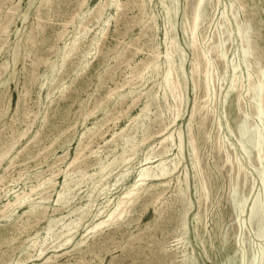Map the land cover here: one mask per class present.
I'll return each instance as SVG.
<instances>
[{
	"label": "rangeland",
	"instance_id": "rangeland-1",
	"mask_svg": "<svg viewBox=\"0 0 264 264\" xmlns=\"http://www.w3.org/2000/svg\"><path fill=\"white\" fill-rule=\"evenodd\" d=\"M196 1L0 0V264L264 262V217L262 227L252 222V207L264 197V158L261 164L254 144L243 147L241 138L256 122L264 133L249 90V78L264 70V0H205L194 50L185 28ZM242 24L253 48L247 57ZM172 38L178 117L163 83ZM194 81L202 82L195 88ZM195 99L201 113L189 130ZM162 161L169 172L155 175ZM147 165L156 166L154 176L139 182ZM133 188L141 193L131 194L127 212L92 231ZM13 190L28 196L4 205Z\"/></svg>",
	"mask_w": 264,
	"mask_h": 264
},
{
	"label": "bare ground",
	"instance_id": "bare-ground-1",
	"mask_svg": "<svg viewBox=\"0 0 264 264\" xmlns=\"http://www.w3.org/2000/svg\"><path fill=\"white\" fill-rule=\"evenodd\" d=\"M43 1V0H42ZM51 1H53V0H51ZM56 1V0H55ZM205 0H197L196 1V4H195V7H194V12H193V17H192V21H191V25H190V28H189V30L187 29V28H185L186 29V31H187V33L189 34V42H190V44H191V46L194 48V50L197 48V22L199 21V18H200V12H201V10H202V8L204 7L203 5H204V3L206 2H204ZM4 2V1H3ZM49 2V1H48ZM47 2V3H48ZM64 2V1H63ZM136 2V1H135ZM41 3V2H40ZM46 3V2H45ZM52 3V2H51ZM53 4V3H52ZM125 4V3H124ZM3 5V4H2ZM43 5V4H42ZM41 6V5H40ZM51 6V5H50ZM55 6V5H54ZM12 7V6H11ZM11 7H9V8H11ZM43 7V6H42ZM41 7V8H42ZM40 8V7H39ZM56 8V7H55ZM82 8V7H81ZM51 9V8H50ZM169 9V8H168ZM55 10H57V9H55ZM16 11V10H15ZM119 11V10H118ZM143 11V10H142ZM42 13V12H41ZM50 13V12H49ZM7 13H5V15H6ZM10 14V13H9ZM94 15V14H93ZM8 16V15H7ZM6 16V18H8ZM41 16V15H40ZM48 16V15H47ZM50 16V15H49ZM55 17V16H54ZM253 17H254V15H253ZM37 18H39V17H37ZM49 18V17H48ZM43 19V18H42ZM52 19V18H51ZM144 19V18H143ZM11 20V19H10ZM45 20V19H44ZM153 20V19H152ZM42 21V20H41ZM73 21V20H72ZM141 21V20H140ZM149 21H150V19H149ZM256 21V20H255ZM260 21V20H259ZM40 22V21H39ZM62 22H64V21H62ZM87 22V21H86ZM34 23V22H33ZM42 23V22H41ZM82 23V22H81ZM254 23H256V22H254ZM258 23V22H257ZM4 24V23H3ZM3 24H1V25H3ZM83 24V23H82ZM246 24V23H245ZM259 24V23H258ZM257 24V25H258ZM39 25V24H38ZM42 25V24H41ZM49 25V24H48ZM253 25H255V24H252V26ZM64 26V25H63ZM62 26V27H63ZM3 27V26H2ZM45 27H47V25H45ZM64 27H66V24H65V26ZM154 27V26H153ZM260 27V26H259ZM4 28V27H3ZM3 28L1 29V30H3ZM258 28V27H257ZM7 29V28H6ZM9 29V28H8ZM64 29V28H63ZM149 29V28H148ZM151 29V28H150ZM168 30V29H167ZM238 32H240L241 34H242V37H243V40L244 41H248V44H245L244 45V47H243V55H244V57H247L248 56V54L249 53H251L252 51H253V48H252V46L250 45V41H249V39H248V36L245 34L247 31H248V25H239L238 26ZM32 31H33V29H32ZM41 31H42V29H41ZM63 31V30H62ZM152 31V30H151ZM35 32V31H34ZM34 32H33V34H34ZM40 32V31H39ZM104 32V31H103ZM170 33V32H169ZM1 34H2V32H1ZM4 34V33H3ZM6 34V33H5ZM62 34V33H61ZM151 34V33H150ZM63 35V34H62ZM61 35V36H62ZM58 36V35H57ZM143 36V35H142ZM5 37V36H4ZM4 37H2V38H4ZM30 37H32V36H30ZM59 37V36H58ZM1 38V37H0ZM1 38V39H2ZM52 38V37H51ZM44 39V38H43ZM43 39H42V41H43ZM31 40H32V38H31ZM217 40V39H216ZM34 41V40H33ZM38 41V40H37ZM37 41H35V42H37ZM170 41V40H169ZM168 41V42H169ZM218 41H219V39H218ZM34 42V43H35ZM149 42H150V40H149ZM33 43V42H32ZM33 43V44H34ZM77 43V42H76ZM170 43V42H169ZM168 43V44H169ZM203 43V42H202ZM222 43V42H221ZM244 43V42H243ZM72 44V43H71ZM175 44H176V39H174V38H172L171 39V45H170V48H168L169 50L166 52V54H165V56H166V62H167V64H168V67H167V69L165 68V73H164V89H165V93L164 94H166L167 95V93L168 92H170V94H172V96H173V98H174V100H176V102H178V104L176 105V111H177V113H176V117H178L180 114H181V104H182V95H181V92H180V90L182 89V87H181V89L179 88L180 86H179V81H178V79H176L175 77H174V73H175V63H174V60H173V58H172V52L175 50ZM210 44V43H209ZM219 44H220V41H219ZM256 44V43H255ZM258 44V43H257ZM78 45V44H77ZM4 46V45H3ZM74 46V45H73ZM199 46V45H198ZM259 46V45H258ZM258 46H257V48H258ZM76 47H78V46H75V49H76ZM66 48V47H65ZM71 48V47H70ZM74 48V47H73ZM72 49V48H71ZM74 49V50H75ZM78 49V48H77ZM160 49V48H159ZM208 49V48H207ZM151 50V49H150ZM259 50V49H258ZM70 51V50H69ZM135 51V50H134ZM166 51V50H165ZM207 51V50H206ZM224 51V50H223ZM132 52V51H131ZM136 52V51H135ZM134 52V53H135ZM194 52V51H193ZM196 52V51H195ZM71 53V52H70ZM133 53V54H134ZM175 53H176V50H175ZM199 53H201V52H199ZM203 53H205L204 54V56H206L207 55V53L206 52H204L203 51ZM209 53V52H208ZM217 53V52H216ZM68 54H69V52H68ZM68 54H67V56H68ZM174 54V53H173ZM198 54V53H197ZM213 54H215V53H213ZM63 55V54H62ZM61 55V56H62ZM217 55V54H216ZM38 56V55H37ZM66 56V57H67ZM196 56V55H195ZM45 56H43L42 58H44ZM64 56H62V58H63ZM36 58V57H35ZM38 58V57H37ZM36 58V59H37ZM61 58V59H62ZM208 59H210L209 57H207ZM39 59H40V57H39ZM160 59V58H159ZM201 59V58H200ZM203 59V58H202ZM206 59V58H205ZM261 59V58H260ZM41 60V59H40ZM44 60V59H43ZM126 60V59H125ZM264 60V59H263ZM37 61V60H36ZM152 61V60H151ZM35 62V61H34ZM262 62V61H261ZM159 63V62H158ZM199 63H200V60H199V58H196L193 62H192V74L193 75H196L195 73H197L199 70H198V67H199ZM205 63V62H204ZM137 64V63H136ZM142 64V63H141ZM175 64V65H174ZM207 64L209 65V67L206 69V78H205V81H206V83H204V85L206 84V89L208 90L209 89V85H210V80L212 81V79H211V74H210V67H211V65H212V63H211V61L210 60H208L207 61ZM206 64V65H207ZM214 64V63H213ZM4 66H5V64H4ZM62 67V66H61ZM141 67V66H140ZM146 67V66H145ZM144 67V68H145ZM147 67H148V65H147ZM146 67V68H147ZM207 66H205V68H206ZM213 67V66H212ZM200 68V67H199ZM215 68V67H214ZM212 70V69H211ZM62 71V70H61ZM133 71V70H132ZM138 71H139V68H138ZM141 71V70H140ZM144 71V70H143ZM54 72V71H53ZM134 72H135V70H134ZM178 72V71H177ZM215 72V71H214ZM136 73H138V72H136ZM212 73H213V70H212ZM53 74V73H52ZM137 75H141V74H137ZM136 75V76H137ZM177 75V74H176ZM192 75V76H193ZM199 75V74H198ZM204 75V74H203ZM213 75V74H212ZM250 76H251V74H249ZM134 76V75H133ZM197 76V75H196ZM235 76V75H234ZM237 76V75H236ZM202 77V78H203ZM180 79V78H179ZM195 79H196V77H195ZM198 79H199V77H198ZM257 79V78H256ZM162 80V79H161ZM197 80V79H196ZM201 80V79H200ZM204 80V79H203ZM252 79H251V77L249 78V81H250V85H249V90H250V94H251V97H253L254 98V100H255V106H254V114L256 115V116H258V118H260L259 119V121L261 120V122L262 123H264V94H263V86H264V70H261L260 71V74H259V76H258V79L257 80H255V81H251ZM234 81V80H233ZM236 81V80H235ZM195 82V88L198 86V84L199 83H201V82H196V81H194ZM198 83V84H197ZM248 84V83H247ZM162 85V84H161ZM182 85V84H181ZM213 85V84H212ZM118 86V85H117ZM122 86V85H121ZM201 86V85H200ZM202 87H204V86H201V88ZM117 88V87H116ZM180 89V90H179ZM115 91V90H114ZM208 92L209 91H207V94H208ZM25 93V92H24ZM205 93V92H204ZM111 94V93H110ZM230 94V93H229ZM125 95V94H124ZM110 96V95H109ZM164 96V95H163ZM165 97V96H164ZM168 97V96H167ZM157 97H155V99H156ZM166 98V97H165ZM228 98V97H227ZM237 98V97H236ZM210 99V98H209ZM157 100V99H156ZM198 99H195L194 100V103H193V107H192V111H191V113H190V118H189V130H191V124H192V121H193V119H194V117H195V115H196V112H197V110L199 111V104H198V101H197ZM200 100V99H199ZM226 100V99H225ZM238 100V99H237ZM200 103V102H199ZM209 103V102H208ZM226 103V102H225ZM252 103V102H251ZM201 106V105H200ZM207 107V106H206ZM226 107V106H225ZM28 109V108H27ZM145 109V108H144ZM246 109V108H245ZM201 111V110H200ZM199 111V112H200ZM213 111V110H212ZM160 112V111H159ZM201 113V112H200ZM245 113H248V112H245ZM249 114V113H248ZM247 114V115H248ZM139 115V114H138ZM203 115V114H202ZM226 115V114H225ZM240 115H241V113H240ZM174 116V117H175ZM205 116V115H204ZM115 117V116H114ZM139 117V116H138ZM175 117V118H176ZM202 117V116H201ZM137 118V117H136ZM175 118H173V119H175ZM205 118V117H204ZM13 119H14V117H13ZM12 119V120H13ZM47 119V118H46ZM163 119V118H162ZM202 119V118H201ZM15 120V119H14ZM30 120V119H29ZM218 120V119H217ZM203 121V120H202ZM215 121V120H214ZM14 122V121H13ZM24 122V121H23ZM260 122V123H261ZM15 123V122H14ZM244 123V122H243ZM246 123H249L248 121H246ZM261 123V124H262ZM165 124V123H164ZM164 124L162 125V126H164ZM200 124V123H199ZM221 124V123H220ZM246 125V124H245ZM244 125V126H245ZM219 126V125H218ZM229 126V125H228ZM243 126V125H242ZM264 126V125H263ZM12 128V127H11ZM164 128H166V127H164ZM219 129V128H218ZM13 130V129H12ZM165 130V129H164ZM14 131V130H13ZM173 131V130H172ZM115 132V131H114ZM189 132H191V131H189ZM174 133V132H173ZM173 133H168L166 136H164L165 137V140H161V141H163V142H165L166 141V139L168 140V139H170V138H173ZM39 134V133H38ZM154 134V133H153ZM162 134V133H161ZM178 135H179V137H180V142H182V132L181 131H179L178 133H177ZM194 134V133H193ZM192 133L190 134V137H189V144H190V150H191V155H192V159H193V163H194V167H196L197 168V159H198V156H197V146H196V143L197 142H195V135H193ZM103 135V134H102ZM154 136V135H153ZM149 137V136H148ZM14 138V137H13ZM241 138H242V146L243 147H246V146H248L250 143H253L254 144V146H255V148L257 149V151H256V153H257V156H256V158L259 160V162H261V164L263 163V158H264V151H263V144H264V133H263V130H262V127L260 126V124L258 123V122H256V124H255V127H252V124H249V125H246L244 128H243V130L241 131ZM33 139V138H32ZM36 140V139H35ZM219 140V139H218ZM222 140H224V139H222ZM13 141V140H12ZM15 141H17V139H15ZM228 141V140H227ZM11 142V141H10ZM91 142V141H90ZM145 142V141H144ZM223 142V141H222ZM12 143V142H11ZM10 143V144H11ZM15 143V142H14ZM142 143V142H141ZM226 143V142H225ZM5 145V144H4ZM167 145V144H166ZM5 146H7V145H5ZM5 146H3V147H5ZM14 146V145H13ZM80 146V145H79ZM135 147V146H134ZM133 147V148H134ZM163 147H166V146H163ZM163 147H161V148H163ZM219 147V146H218ZM224 147V146H223ZM2 148V147H1ZM10 148V147H9ZM86 148V147H85ZM137 148V147H136ZM6 149V148H5ZM79 149V148H78ZM167 149V148H166ZM164 150V151H162V152H166L167 150ZM222 149V148H221ZM2 150V149H1ZM4 150V149H3ZM8 150V149H7ZM84 150V149H83ZM82 150V151H83ZM89 150V149H88ZM134 150H136V149H134ZM134 150H132V151H134ZM1 152V151H0ZM4 152V151H3ZM7 152V151H6ZM5 152V153H6ZM78 152V151H77ZM84 152V151H83ZM78 153H80V151L78 152ZM126 153V152H125ZM255 153V152H254ZM81 154H82V152H81ZM162 154V153H161ZM178 154L180 155V158L178 159V161H175V166L173 167V168H176L177 166H178V164H179V162H180V159H181V157H182V152H181V148H179L178 149ZM80 155V154H79ZM3 156H4V154H0V160L3 158ZM75 157V156H74ZM13 158V157H12ZM225 158V157H224ZM227 158V157H226ZM237 158V157H236ZM239 158V157H238ZM253 158H255V157H253ZM75 159H76V157H75ZM257 159H256V161H257ZM227 160V159H226ZM230 160V159H229ZM198 161H199V159H198ZM201 161V160H200ZM234 161H236V160H234ZM254 161H255V159H254ZM16 162V161H15ZM111 162H113V161H111ZM226 162H229V161H226ZM53 163V162H52ZM72 163V162H71ZM73 163H75V162H73ZM109 163V162H108ZM107 163V164H108ZM147 163H149V162H147ZM241 163V162H240ZM256 163V162H255ZM254 163V164H255ZM16 164V163H15ZM106 164V165H107ZM146 164V163H145ZM259 165L260 163H256V165ZM264 164V163H263ZM72 165V164H71ZM113 165V164H112ZM8 166V165H7ZM38 166V165H37ZM156 166H159L160 168V173H157L156 171H155V167ZM156 166H154V165H147V166H144L140 171H139V175H138V177H139V182H141V181H143V180H145V179H147V177L148 176H150V175H152V176H154L151 172L152 171H155L154 172V174L155 175H160V174H162V175H164V174H166L167 172H169L168 171V168H167V166H166V163L164 164L163 163V161L159 164V165H156ZM239 166V165H238ZM245 165H243V167H244ZM242 167V166H241ZM262 167V166H261ZM10 168V167H9ZM108 168V165L106 166V169ZM195 168V169H196ZM239 167H237L236 169H238ZM241 169V168H240ZM243 169V168H242ZM8 170V169H7ZM74 170V169H73ZM170 170V169H169ZM262 170V184H263V195H264V170L263 169H261ZM25 171V170H24ZM233 171V170H232ZM244 171V170H243ZM19 172V171H18ZM54 172V171H53ZM196 172V175H198V172H197V170L195 171ZM200 172V171H199ZM240 172V171H239ZM59 173H60V171H59ZM69 173H71V172H69ZM202 173V172H201ZM230 173V172H229ZM243 173V172H242ZM168 174V173H167ZM203 174V173H202ZM246 174V173H245ZM14 175V174H13ZM243 175H244V173H243ZM18 176V175H17ZM22 176V175H21ZM24 176V175H23ZM68 176V175H67ZM202 176V175H201ZM205 176V175H204ZM15 177V176H14ZM13 177V178H14ZM199 177V176H198ZM203 177V176H202ZM3 178H4V175H2V176H0V181H2L3 180ZM22 178V177H21ZM247 178V177H246ZM7 179V178H6ZM18 179H19V177H18ZM202 179H204V178H202ZM13 180V179H12ZM205 180V179H204ZM207 180V179H206ZM246 180V179H245ZM249 180V179H248ZM44 181V180H43ZM239 181V180H238ZM201 182V181H200ZM248 182V181H247ZM246 182V183H247ZM204 183V182H203ZM5 184V183H4ZM14 184V183H13ZM200 184H202V183H200ZM206 184V183H205ZM240 184H242V183H240ZM243 184H245V183H243ZM52 185V184H51ZM36 186V185H35ZM40 186V185H39ZM47 186V185H46ZM66 186V185H65ZM210 186V185H209ZM234 186H236V184L234 185ZM238 186V185H237ZM3 187V186H2ZM68 187V186H67ZM203 187V185L201 186V188ZM205 187V186H204ZM239 187V186H238ZM32 188H33V186H32ZM35 188V187H34ZM34 188H33V190H34ZM46 188V187H45ZM66 188V187H65ZM138 188V187H137ZM164 188V187H163ZM205 188H207V187H205ZM236 188V187H235ZM17 189V188H16ZM48 189V188H47ZM12 189H10L9 187L7 188V190H6V193L8 194L10 191H11ZM22 191H23V189H21ZM134 190V188L133 189H129L128 190V192L127 193H125V196H123V197H121L120 199H119V203H118V208H117V211H116V213H113V214H110L107 218H105L104 220H101V222H98V223H96V224H94L92 227H91V230L93 231V230H95V229H99V227L102 225V224H105V223H107V222H109V221H113L114 219H115V217L117 216V215H122L124 212H125V210H126V212H127V209H126V206H128L129 204L128 203H130L131 201H132V195L131 194H134L135 192L133 191ZM137 190V189H136ZM164 190V189H163ZM202 190V189H201ZM204 190H206V189H204ZM204 190H202V192H204V194H205V191ZM32 191V190H31ZM31 191H30V193H31ZM36 191V190H35ZM45 191V190H44ZM34 192V191H33ZM43 192V191H42ZM140 192V191H139ZM139 192H136L135 194H137V193H139ZM5 193V192H4ZM4 193H3V195H4ZM141 193V192H140ZM139 193V194H140ZM206 193H208V190L206 191ZM58 194H59V192H58ZM60 194H62V192L60 193ZM60 194H59V196H60ZM13 195H14V200H12V199H10V198H8V201L6 202V204H4V205H13V204H21L24 200H25V198H26V195L28 196V194H27V192H20V191H17V190H13ZM65 195V194H64ZM207 195V194H206ZM43 196V195H42ZM46 196V195H45ZM157 196V195H156ZM200 197V199H201V194L199 195ZM32 197V196H31ZM261 197V196H260ZM45 198V197H44ZM47 198V197H46ZM204 198V197H203ZM206 198H207V196H206ZM157 199H158V197H157ZM259 200V199H258ZM29 201V200H28ZM42 201V200H41ZM61 201V200H60ZM203 201V200H202ZM36 202V201H35ZM36 204V203H35ZM44 205V204H43ZM5 207V206H4ZM32 207H34L35 208V206H33L32 205ZM41 207V206H40ZM242 207V206H241ZM10 208V207H9ZM82 210V209H81ZM5 211V210H4ZM16 211V210H15ZM29 211V210H28ZM33 212V211H32ZM46 212V211H45ZM2 213H3V210H2ZM34 213V212H33ZM36 213V212H35ZM85 213V212H84ZM6 214V213H5ZM24 214H26L25 212H24ZM23 214V215H24ZM22 215V216H23ZM32 215V214H31ZM35 215V214H34ZM12 217V216H11ZM10 216H9V218H11ZM21 217V216H20ZM29 217V216H28ZM202 217V216H201ZM263 217H264V197L263 198H260V200L257 202V203H255L254 205H253V207H252V222L254 223V225H255V223H256V225H259L260 226V223H262L261 221H262V219H263ZM8 218V217H7ZM8 218V219H9ZM31 218V217H30ZM82 218V217H81ZM197 218H199V213H198V216H197ZM19 220V219H18ZM24 220V219H23ZM51 222V221H50ZM114 222V221H113ZM27 223V222H26ZM79 223V222H78ZM77 223V224H78ZM112 223V222H111ZM111 223H110V225H111ZM262 224H264V220H263V223ZM33 225V224H32ZM255 225V226H256ZM27 226V225H26ZM67 226V225H66ZM65 226V227H66ZM78 226V225H77ZM258 226V227H259ZM257 227V226H256ZM257 227V228H258ZM260 227H262V226H260ZM25 228V227H24ZM70 229V228H69ZM24 230V229H23ZM64 230V229H63ZM51 231V230H50ZM69 231V230H68ZM97 231V230H96ZM95 231V232H96ZM264 231V230H263ZM62 232V231H61ZM94 233V232H93ZM98 232H96V234H97ZM36 235V234H35ZM34 235V236H35ZM113 236V235H112ZM70 238V237H69ZM31 239V238H30ZM111 239H112V237H111ZM95 240V239H94ZM35 241H36V239H35ZM96 241V240H95ZM34 242V241H33ZM64 242V241H63ZM51 243V242H50ZM80 243H82V242H80ZM93 243V242H92ZM96 243V242H95ZM36 244V243H35ZM39 244V243H38ZM47 244V243H46ZM48 245V244H47ZM53 245H55V244H52V246ZM81 245V244H80ZM95 246V245H94ZM101 246H102V243H101ZM44 247V246H43ZM46 247V246H45ZM55 247V246H54ZM58 247V246H57ZM92 248V247H91ZM169 248V247H168ZM42 250H43V248H41ZM93 250H95V249H93ZM166 252V251H165ZM242 255H243V253H241ZM253 254V253H252ZM255 256V255H254ZM185 257V256H184ZM258 257V256H257ZM257 257H255L254 258V260H253V264H264V262H263V258L261 257L260 258V260L259 261H256L257 260ZM48 259V258H47ZM79 264V263H78Z\"/></svg>",
	"mask_w": 264,
	"mask_h": 264
}]
</instances>
